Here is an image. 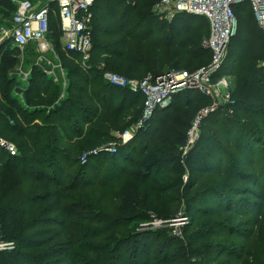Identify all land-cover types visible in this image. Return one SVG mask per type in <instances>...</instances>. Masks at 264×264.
<instances>
[{
  "label": "trees",
  "instance_id": "obj_1",
  "mask_svg": "<svg viewBox=\"0 0 264 264\" xmlns=\"http://www.w3.org/2000/svg\"><path fill=\"white\" fill-rule=\"evenodd\" d=\"M158 1L95 0L86 67L77 54L62 49L57 6L50 4L48 36L59 47L67 75L62 98L59 84L31 63L24 103L19 102L11 94L15 82L8 72L19 66L20 51L7 42L0 45V135L17 147L14 156L0 150V234L14 244L13 250L0 252V264H83L78 259L86 255L82 246L109 230L113 246L86 264H166L173 260L168 258L171 240L155 259L158 240L150 235L157 232L141 231L139 222L152 219L148 213L171 218L177 209L172 204L181 200L189 221L198 217L176 251L181 262L245 264L252 259L257 264L246 248L252 231L245 226H264V149H258L264 143V67L259 64L264 32L248 2L233 6L238 25L219 72L234 77V103L226 105L231 112L219 107L208 114L199 139L183 155L180 148L195 114L211 105L208 95L183 89L136 128L144 96L103 79L105 71L142 79L195 70L210 61L211 52L203 46L207 19L187 13L159 19L152 11ZM14 11L10 0H0V26L10 25ZM25 50L35 56L33 47ZM128 130L132 137L121 141ZM185 174L189 179L183 183ZM122 184L132 187V195L112 208L113 189ZM130 223L133 227L125 230ZM116 225L124 229L113 232ZM122 231L126 236L116 239ZM222 232L228 238L236 233L245 243L230 246L228 240L213 239V233ZM126 244L124 261L118 249Z\"/></svg>",
  "mask_w": 264,
  "mask_h": 264
},
{
  "label": "built area",
  "instance_id": "obj_2",
  "mask_svg": "<svg viewBox=\"0 0 264 264\" xmlns=\"http://www.w3.org/2000/svg\"><path fill=\"white\" fill-rule=\"evenodd\" d=\"M10 1L15 4V11L10 25L0 26V45L7 42L20 52L28 46L33 47L36 55L34 63L43 64V66L46 64L47 66L43 68L44 74L59 83L55 69L60 65L58 67L53 62L57 56L54 43L48 36L50 15L54 13L50 4L55 3L62 49L68 54H77L80 65L87 66L92 48L91 8L95 0H46L41 4H33L29 0ZM243 2L249 3L258 27L264 32V0H159L152 8L159 19L170 21L179 13L203 16L207 19L210 33L203 41V46L211 52L210 61L192 71L169 70L155 76L147 75L142 79L126 78L109 71L103 73V79L106 82L127 87L132 92H138L144 96L145 116H149L157 107L169 104L174 94L183 89H196L211 98V105L198 110L191 122L185 144L180 148L183 155L199 138L198 128L208 114L219 107H224L231 112L226 105L234 103L230 91L233 76L219 74V72L227 57L228 46L236 29L233 6ZM259 64L264 67V59ZM60 69L65 72L63 68L60 67ZM62 82V85L66 84L65 80ZM141 122L142 119L137 122L136 128L143 124ZM121 137L123 141H127L132 137V133L129 130L124 131ZM0 150L11 156L17 154V147L1 135ZM107 150L111 153L114 151L112 148ZM81 159L84 161L85 155ZM13 249V242L4 240L0 234V252Z\"/></svg>",
  "mask_w": 264,
  "mask_h": 264
},
{
  "label": "rangeland",
  "instance_id": "obj_3",
  "mask_svg": "<svg viewBox=\"0 0 264 264\" xmlns=\"http://www.w3.org/2000/svg\"><path fill=\"white\" fill-rule=\"evenodd\" d=\"M236 16L238 18V13L236 14ZM237 25H238V20H236V29H237ZM236 29H235L234 35L236 34ZM209 33H210V26L208 27V36H209ZM55 43H54V47H55V51H56V56L57 57L55 58V61H53V62H55V64H57L58 67L60 65V67L63 68V63H62V60H61V57H60L61 56L60 55V50H59V47H57V44L55 46ZM27 52H28L27 50H23L22 52H20L21 55H20V53H18V56H19V67H20L21 71H25L24 67L30 68L31 67L30 66L31 63L35 62L34 60L36 58V55L35 56L32 55V54L27 55ZM23 64H24V67H23ZM40 65H43V64H38V65H35V66L39 67ZM44 66H47V65L44 64ZM40 67H42V66H40ZM60 67L56 68L55 71H56V76L59 79V83H58L59 84V88L61 89V91H60L61 94H60L59 98H62V96L64 95V90H65L66 85H67V75H66V72H63L60 69ZM63 70H64V68H63ZM188 71H192V70H188ZM232 78H233L232 80H234V77H232ZM63 80H65V82H66L65 85H62L63 84V82H62ZM232 84H233V81H232ZM152 113L153 112H151V114ZM149 116L148 115L145 116L144 109H143L142 110V116H141L142 117L141 118L142 119L141 124L144 123L145 121H147V119H149ZM201 124H200V126L198 128V131H197L198 135H200V132L202 130V127H201L202 125ZM220 124L221 123H219L218 127H220ZM215 129H217V127H215ZM129 132L132 133L133 131L130 130ZM218 133L219 132L217 131V134ZM122 134H121V136H122ZM218 135H220V134H218ZM7 140L15 145V143L12 140H10V139H7ZM123 140L124 139L121 137V141H123ZM258 149L259 150L264 149V143L260 142V144L258 145ZM224 162L225 163L227 162L225 164V167H226L227 164H228V161H227L226 157H225V161ZM96 163H97V161H96ZM239 166H241V165L239 164ZM260 166H261V168H264V166H262V163H260ZM248 171L251 172L252 170L249 169ZM212 177L214 179H219L220 178L218 175H212ZM188 179H189V175L185 174L184 178H183V183L188 181ZM225 180L229 181L228 178H225ZM95 192H96L97 198H99V196L102 193V189L97 187L95 189ZM130 195H132V187L131 186H127V185L122 184V185L114 188L113 189L112 201L110 203L112 205V208H115L116 207V203L121 201L122 198L128 197V196L130 197ZM171 198H173V197H171ZM183 204L184 203H183L182 200L181 201H176V202H174L172 204L175 207H177V209H176L174 215L171 218H168V219L164 218L163 219L162 217H155L154 216L155 214H153V213H148L149 216L152 219H150L148 221H140L139 222V224L141 226L138 229H141V231L143 229L145 231L152 230L154 232H157L156 236L154 234L150 235L151 238H153L155 240H158L156 242V244L153 246V249H152V254L156 255L155 259L156 258H160V256H163V254L165 252V250H164V244L165 243L164 242L167 241V240H171V242H172L171 243V248H170L171 250H170L168 258H170V259L173 258V260L170 261V262H167L166 264H184L183 262H181L180 259L177 258L178 255H177L176 251H179L178 248L183 244V242H184L185 238L188 236V234H190L189 230L193 227V224H196V222L198 220V217H193L192 221H189V211L185 210ZM210 206L213 209L216 208V206H214L213 204L210 205ZM222 218L226 219V215L223 214L221 219ZM247 219L248 218H244L243 222H246ZM191 223H193V224H191ZM102 226H104V223H102V222L99 223V228L102 227ZM130 226L133 227V224L130 223L128 225H125V228H127L125 230H129ZM245 227L248 228L247 230L252 231V233L250 234L251 241H248L246 243H245V240H243L240 237H238V235L236 233H234L230 238H228V235H226V233H224V232H222L220 234L219 233H217V234L213 233L212 236H213V239L217 238V240H220V241L228 240L229 241L228 244L230 246H232V245L233 246H235V245L239 246V245H241V244L243 245L245 243L246 244V248L249 251V253H248L249 256H251L254 253L253 255L256 256L257 264H259L260 260H264V257H262V256H264V226L261 225L260 227L256 226L254 228V227H248V225H246ZM123 229H124V226H120L119 227V225H116V227H113L112 231L113 232L114 231H120V230H123ZM110 234H111V230H109L106 233H104V235L102 237H99V239L97 241H89V244L82 246V248L80 250L82 252H85L86 255H85L84 259H80V257H79L78 258L80 260L79 262L80 263L83 262V264L90 263L93 258L96 259L98 257H99V260H100L102 255L104 254L105 248L108 246V244L113 246L111 238L108 237V236H110ZM122 236H126L124 231L119 232L115 238L118 239V238H120ZM162 239H163V243H162ZM161 243H162V246L158 249V251H156L157 246L160 245ZM129 246L130 245L126 244V245H123L121 248L118 249L119 255L122 257V259L124 261H126V259L128 257V255L125 254V253H127ZM250 253H251V255H250ZM249 258L250 257H248V259ZM251 261H252V259L248 261L249 263L246 262L245 264H251ZM252 264H254V263H252Z\"/></svg>",
  "mask_w": 264,
  "mask_h": 264
},
{
  "label": "crops",
  "instance_id": "obj_4",
  "mask_svg": "<svg viewBox=\"0 0 264 264\" xmlns=\"http://www.w3.org/2000/svg\"><path fill=\"white\" fill-rule=\"evenodd\" d=\"M37 3L41 4L43 2H41L40 0H38L34 4H37ZM16 58L19 60V56L18 57L16 56ZM33 65H36V64L33 62ZM41 66L42 67L39 66L38 68L42 71V73H44L43 72L44 66L43 65H41ZM23 67H24V64H23ZM24 68H25V71H21L20 67L17 66L13 70H11V71L8 72V75L11 78H14L13 80L15 82V85L12 87L11 94H13L15 97H17L18 100H19V102H21V103H24L23 92L27 88V86H29V79L31 77V70H32V67H30V68L24 67ZM64 71H65V69H64ZM46 77L49 80H51L53 83H56L50 77H48V76H46ZM56 84H58V83H56Z\"/></svg>",
  "mask_w": 264,
  "mask_h": 264
},
{
  "label": "water",
  "instance_id": "obj_5",
  "mask_svg": "<svg viewBox=\"0 0 264 264\" xmlns=\"http://www.w3.org/2000/svg\"><path fill=\"white\" fill-rule=\"evenodd\" d=\"M166 106V105H165ZM164 107V106H163Z\"/></svg>",
  "mask_w": 264,
  "mask_h": 264
}]
</instances>
